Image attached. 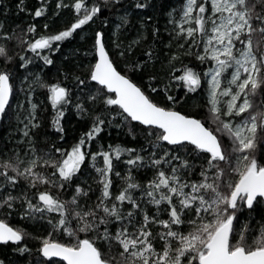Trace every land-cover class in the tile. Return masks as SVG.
Here are the masks:
<instances>
[{
  "label": "snow or ice",
  "instance_id": "1",
  "mask_svg": "<svg viewBox=\"0 0 264 264\" xmlns=\"http://www.w3.org/2000/svg\"><path fill=\"white\" fill-rule=\"evenodd\" d=\"M153 6L150 0H56L55 10L74 9L75 19L38 35L35 23L17 34L20 26L9 30L0 21V119L13 110L19 70L26 72L32 64L26 51L52 65L48 53L59 49V42L95 24L91 53L86 49L84 54L88 63L59 68L63 79L51 83L42 69L31 79L23 76L27 116H17L26 147L0 149V210L7 217L18 209L39 229V234L28 232L0 218V243L19 242L15 251L28 254V264H264V0H183L178 10H169L178 50L159 69L152 46L137 51L151 16L138 18L139 28L127 43L120 39L132 25V14ZM16 7L35 17L49 11L47 0L34 12L24 0ZM112 16L119 22L109 34L104 26ZM151 31L154 37L160 32L155 25ZM21 45L24 50L13 51ZM186 55L208 66H173ZM134 76L146 79V86ZM173 82L184 95L170 93ZM34 88L46 90L55 110L51 127L57 138L51 144L46 132L37 139L43 125ZM161 92L162 102L153 98ZM198 92L203 116L182 110ZM22 107L18 101L16 109ZM70 107L90 126L70 148L56 147L65 139L61 118ZM117 118L116 127L127 126L133 138L142 134L144 143L90 151L92 138L99 139L103 126ZM123 155L128 158L121 177L116 164ZM89 161L96 173L91 183ZM133 169L145 174L151 169V178L142 183ZM113 174L122 180L115 194ZM93 184L100 192L94 201ZM69 191L67 198L61 196ZM257 214L258 226L253 223ZM29 238L37 241L35 249L25 243ZM0 264L7 262L0 258Z\"/></svg>",
  "mask_w": 264,
  "mask_h": 264
},
{
  "label": "trees",
  "instance_id": "2",
  "mask_svg": "<svg viewBox=\"0 0 264 264\" xmlns=\"http://www.w3.org/2000/svg\"><path fill=\"white\" fill-rule=\"evenodd\" d=\"M67 3L68 0H65ZM93 0H85V3L91 4ZM102 3L103 0H100ZM150 2L154 5L151 8H147L144 10H136L132 14V25L126 26L125 30L120 35V39L127 43L128 40L132 39L136 34V29L139 28L138 18H144L147 16L152 17V21L148 26V34L137 51L140 48H144L147 46H152L156 53L155 64L159 69L164 61L168 58L169 53L171 51L178 50V43L174 38V35L171 36L169 33V27L166 22V14L167 12L176 7L180 6L183 3V0H150ZM20 3V0H0V21H3L8 27L9 30L13 26H20L16 28V33L20 32V29L27 26L28 24L35 23L37 26L36 35L41 32L45 33H54L64 27L70 26L71 22L75 19L74 9H60L59 11L55 10L56 0H47L49 5V11L45 13L42 17H35L28 11L17 10L16 5ZM41 0H24V5L28 9H32V12L35 11L36 7H39ZM7 9V11H5ZM56 11V14L53 15V12ZM105 16H108L109 13L107 10L104 12ZM111 24L104 26V31L106 33L111 34L115 31V24L119 21L115 16L110 18ZM45 23L49 24V28L45 29L43 25ZM100 23L99 18L96 19V24ZM155 25L159 28V35H152V26ZM82 30H76L74 35L70 38H66L64 41L59 42L60 48L55 52L48 53L54 60L52 65H47L44 63L42 56L40 58H36L35 54L31 52V50L26 51V55L32 60V64L30 67H27V71L24 69L19 70V77L16 79V88L20 87L19 82L23 79L24 75H28L29 78L36 73L41 72V76L44 80L48 82H55L57 79H63V73L58 72V69L61 67H67L69 65H74L79 61L83 60L86 64L88 63V59L85 57V50L87 49L89 53H91V44H92V31L95 28V24L89 22L87 26H81ZM31 37V34H30ZM115 39V37H112ZM169 40L172 43H169ZM56 43V42H54ZM111 47V45H109ZM79 49V52L76 50ZM24 50V46H17L13 48V51H21ZM42 54L47 52V50H39ZM182 51V50H181ZM116 53H113L115 55ZM139 59H143V56L138 57ZM180 63L189 64V66H194L197 70H202L206 65L200 64L193 55L182 56L180 60L176 61L173 65L177 67ZM200 64V65H199ZM123 67V65H121ZM176 75H179V70L176 71ZM167 77L163 73L161 74V79L165 80ZM134 79L138 80V82L144 83L146 86V79L141 80L139 76H134ZM71 81L68 82L69 86H71ZM27 85H25L26 87ZM206 85H204L205 87ZM170 93L173 95H184V92L180 88L175 87V82L170 86ZM156 100L163 101L164 96L161 92L153 97ZM33 100L39 107V117L42 121L43 127L40 129L41 135L37 137L38 140L43 139V133H47L48 143L51 144L52 141H55L57 138V130L51 127L52 117L55 115V110L52 109L50 105V101L46 98V90L34 88L33 91ZM15 98L12 99L13 110L10 112L9 116L4 119H0V149H3L5 146L11 148L14 144L18 145L21 148H24L26 145L20 142V133L18 128H20L19 120L17 116H15V108H14ZM194 105H200V108L194 107ZM203 99L201 98L199 92L195 97H190L189 102L187 104L182 105V110L187 112L196 113L198 115L203 116L206 112L202 107ZM104 118V117H102ZM61 122L65 126V139L62 143H57L56 147L62 148H70L71 145L80 138L83 133L88 131L90 126V122L87 118L76 116L75 108L70 107L68 111L65 112V116L61 118ZM117 124H120V119L117 118L110 124L106 123L103 126L102 133L98 134L99 139L95 137L92 138L90 145H88L90 151L96 152L99 151V147L101 145L104 146L105 150H107L108 145H116L117 143L128 146V147H139L144 143L143 135H137L133 138L130 134H128L127 126L116 127ZM133 124L137 125V131H139L138 123L133 122ZM39 147H46V145L40 144ZM128 158L127 155H123L122 159L118 164H116V171L121 173V177L125 175L127 165L124 161ZM102 164V158H98V166ZM136 179L140 180L142 183L147 179L151 178V169H149L148 173L145 174L143 170L136 172L133 169ZM198 171V169H197ZM86 172L88 173L89 183L92 182V179L96 177V173L92 168L91 161L88 162ZM113 186L111 191L115 194L120 187H122V180L120 177H116L113 174ZM94 191L90 193L91 199L94 201L97 196H99V185L93 184ZM71 195V191L67 193H61L63 198H67ZM134 195H139V190L134 192ZM155 210V206H151L149 211L152 212ZM247 213L241 216V220L247 217ZM0 218H5L9 223L13 226H19L26 229L28 232H36L39 234V229L34 227V222L25 220L23 217L19 215V210H14L11 216L5 217L4 211L0 210ZM259 215H256L253 223L257 224L259 222ZM187 230V229H183ZM155 231V229H154ZM66 238V237H65ZM17 243L8 242L7 244L0 243V258L5 259L7 264H28L30 259L29 255L26 253H19L15 251ZM25 243L29 245L30 248L35 249L37 247V241L34 239H26ZM35 255V252H33Z\"/></svg>",
  "mask_w": 264,
  "mask_h": 264
},
{
  "label": "rangeland",
  "instance_id": "3",
  "mask_svg": "<svg viewBox=\"0 0 264 264\" xmlns=\"http://www.w3.org/2000/svg\"><path fill=\"white\" fill-rule=\"evenodd\" d=\"M181 6V5H180ZM180 6H176V7H174L175 9H179L180 8ZM173 9V8H172ZM166 22H167V24H168V27H169V33L171 34V36H173L174 34L171 32V25L168 23V20H169V11L167 12V14H166ZM176 18L178 19L179 18V12L177 11V13H176ZM200 65V64H199ZM202 65H206V66H208V64L207 63H205V64H202ZM19 84H20V82H19ZM206 85V84H205ZM207 87V85L205 86V88ZM17 91H18V95L15 97V101H14V108H15V116H17V113H23V115L24 116H27V111H25V108L27 107V101L25 100V93H24V91L23 90H21V88L20 87H17ZM20 102L24 107H22V108H20V109H16V104H17V102ZM33 102H34V100H33ZM35 103V102H34ZM17 118H18V122H19V125H20V128H22L23 127V121H22V118H20V117H18L17 116ZM19 133H20V136L22 135V133L19 131ZM26 147V146H25Z\"/></svg>",
  "mask_w": 264,
  "mask_h": 264
},
{
  "label": "water",
  "instance_id": "4",
  "mask_svg": "<svg viewBox=\"0 0 264 264\" xmlns=\"http://www.w3.org/2000/svg\"><path fill=\"white\" fill-rule=\"evenodd\" d=\"M136 123H138V122H136ZM12 243H17V242H12ZM65 264H66V262H65Z\"/></svg>",
  "mask_w": 264,
  "mask_h": 264
}]
</instances>
